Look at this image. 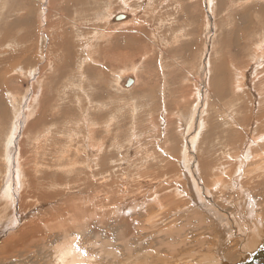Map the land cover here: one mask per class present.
<instances>
[{
    "label": "rangeland",
    "instance_id": "rangeland-1",
    "mask_svg": "<svg viewBox=\"0 0 264 264\" xmlns=\"http://www.w3.org/2000/svg\"><path fill=\"white\" fill-rule=\"evenodd\" d=\"M49 1L0 0V264H264V0Z\"/></svg>",
    "mask_w": 264,
    "mask_h": 264
},
{
    "label": "bare ground",
    "instance_id": "bare-ground-1",
    "mask_svg": "<svg viewBox=\"0 0 264 264\" xmlns=\"http://www.w3.org/2000/svg\"><path fill=\"white\" fill-rule=\"evenodd\" d=\"M128 78L126 77L125 78V81L127 80ZM184 129V128H183ZM190 129V128H189ZM188 130V129H187ZM185 132V131H184ZM258 139V138H257ZM259 140V139H258ZM254 142L256 143V140H254ZM253 143V142H252ZM245 153V152H244ZM245 155H246V153H245ZM242 157V156H241ZM244 158V157H243ZM247 158H249V157H247ZM245 159V158H244ZM217 181V180H216ZM190 184V183H189ZM7 187H10V186H7ZM11 190L10 189H7V190H5L4 191V196L3 195H1V196H3V198L6 200V202H5V207L7 208L8 207V205H10V202H14L13 201V198L15 197V195H12V193L10 192ZM244 193V192H243ZM9 194H10V196H9ZM201 195V194H200ZM14 196V197H13ZM201 197V196H200ZM17 198V197H16ZM192 198L193 199H195V196L194 195H192ZM245 198H247V197H245ZM152 199V198H151ZM189 199H190V197H189ZM201 199V198H200ZM247 199H249V197L247 198ZM195 200H197L198 201V199H195ZM251 199H249V200H246L247 202H248V205H247V211H248V214H251L252 213V211H251V201H250ZM16 201V200H15ZM192 201V200H191ZM150 202V201H149ZM193 203H194V201H192ZM150 203H152V202H150ZM155 203V202H154ZM158 203L156 202V204L155 205H157ZM195 204V203H194ZM153 205V204H152ZM12 206H14V203H13V205H11V206H9V207H12ZM148 206H149V204H148ZM161 206V205H160ZM158 207V208H161V207ZM127 207V206H126ZM136 208V207H135ZM157 208V207H156ZM235 210H237V209H235ZM238 210H240L241 211V209H238ZM5 212V211H4ZM160 212V211H159ZM14 215H16L17 216V214H16V212H14ZM240 217V216H239ZM252 217V216H251ZM236 218V217H235ZM241 219V218H240ZM242 221V220H241ZM259 223V222H258ZM8 224V223H7ZM261 224V222L259 223V225ZM238 225H239V230L241 231L242 229H243V223H241V222H239L238 223ZM263 226V225H262ZM261 226V227H262ZM7 227V226H6ZM8 228V227H7ZM255 230V229H254ZM254 230H251V234H252V237H253V242H251V243H249L248 245L249 246H251V247H254V246H256L257 245V243L256 242H259V240H260V244H264V236H262V234H264L263 232H261V233H258V232H255ZM258 231V230H257ZM260 231V230H259ZM247 232H248V230H247ZM250 232V231H249ZM242 233V232H241ZM69 237V236H68ZM74 236H71V239H70V237H69V240H65V242H64V244L62 245V246H60L58 249H57V251H55V254H54V262H57L58 264H76L77 262H79L78 264H80L81 262H83L84 260H83V258H82V254H80L79 252H77L76 250H75V248H74V238H73ZM259 237V238H258ZM261 237V238H260ZM256 241V242H255ZM243 243H244V240H243ZM259 244V245H260ZM261 246V245H260ZM264 246V245H263ZM259 246H257V248H258ZM256 248V247H255ZM254 248V249H255ZM247 250H248V248H247ZM246 250V251H247ZM250 250V249H249ZM209 264H218V263H216V262H213V263H209ZM221 264H222V262H221Z\"/></svg>",
    "mask_w": 264,
    "mask_h": 264
},
{
    "label": "water",
    "instance_id": "water-1",
    "mask_svg": "<svg viewBox=\"0 0 264 264\" xmlns=\"http://www.w3.org/2000/svg\"><path fill=\"white\" fill-rule=\"evenodd\" d=\"M126 15H124V14H119V15H117V16H115V18H114V20L115 21H122V20H124V19H126ZM134 83V80H133V78H129L128 77V79L124 82V86L125 87H129V86H131V84H133Z\"/></svg>",
    "mask_w": 264,
    "mask_h": 264
},
{
    "label": "crops",
    "instance_id": "crops-1",
    "mask_svg": "<svg viewBox=\"0 0 264 264\" xmlns=\"http://www.w3.org/2000/svg\"><path fill=\"white\" fill-rule=\"evenodd\" d=\"M52 3H56V2H54V1H49L48 0V5H51ZM53 8H56V7H53ZM62 7H60V9H61Z\"/></svg>",
    "mask_w": 264,
    "mask_h": 264
}]
</instances>
